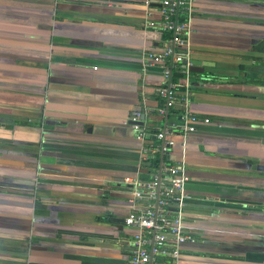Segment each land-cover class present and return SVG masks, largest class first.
<instances>
[{
  "label": "crops",
  "instance_id": "0c3cea01",
  "mask_svg": "<svg viewBox=\"0 0 264 264\" xmlns=\"http://www.w3.org/2000/svg\"><path fill=\"white\" fill-rule=\"evenodd\" d=\"M160 2L0 0V264H131L123 180L149 145L135 111L174 131L167 157L186 164L182 264H264V0L194 1L203 72L176 74L201 122L184 154L146 64L169 39L146 25Z\"/></svg>",
  "mask_w": 264,
  "mask_h": 264
},
{
  "label": "built area",
  "instance_id": "2783aa9c",
  "mask_svg": "<svg viewBox=\"0 0 264 264\" xmlns=\"http://www.w3.org/2000/svg\"><path fill=\"white\" fill-rule=\"evenodd\" d=\"M194 1L161 0V19L146 23L148 27L170 35L166 46L160 52L147 54L146 64L161 67L167 83L159 93L164 105L158 113L166 116L170 109L179 105L180 116L175 128L176 133L183 139L179 146L183 154L186 140L195 133L201 119L192 111L188 95L185 93L177 96L173 90L176 86L170 80L173 70L179 64H182L181 73H190L186 47ZM184 61L187 63L184 64ZM142 117L140 111H135L130 121L137 132V139L149 144L143 148L144 155L140 161L143 165L154 154H160L161 157L170 155L177 145L171 138L174 131L165 126L150 134L143 128ZM202 121L208 123V119ZM151 137L153 140H150ZM143 175L147 178L144 179ZM188 181L183 158L169 164L162 161L159 168L152 172H146L140 167L136 177L123 180V187L128 188L131 193L128 200L129 212L123 222L126 227L135 230L130 240L131 264H182V244L195 240L194 229L185 223L186 204L191 200L186 188Z\"/></svg>",
  "mask_w": 264,
  "mask_h": 264
},
{
  "label": "trees",
  "instance_id": "16d2710c",
  "mask_svg": "<svg viewBox=\"0 0 264 264\" xmlns=\"http://www.w3.org/2000/svg\"><path fill=\"white\" fill-rule=\"evenodd\" d=\"M181 20H182V18H181ZM169 37H170V35L167 34L165 38L168 39ZM181 66H182V64H179L177 69L173 70V74H172V77H171V80H170V83L172 85L176 86V87L173 88V90L175 91L177 96H182L183 93H184V89L182 87H179V84L181 83L180 82V77H178V75L176 74L178 72V70L181 69ZM162 102L163 101H161V106L163 105ZM167 116H168V118H172L175 122H177L178 119H179V116H180V112L179 111H173V110L172 111H168ZM152 133H155V132L152 131ZM154 144H157V142L155 141ZM162 161L167 163V164L170 163L169 159H168V157L166 155L161 157L160 154H154L149 159L148 163L143 164L142 168L144 170H146V172L155 171V170H157L159 168L160 163Z\"/></svg>",
  "mask_w": 264,
  "mask_h": 264
},
{
  "label": "water",
  "instance_id": "95a60500",
  "mask_svg": "<svg viewBox=\"0 0 264 264\" xmlns=\"http://www.w3.org/2000/svg\"><path fill=\"white\" fill-rule=\"evenodd\" d=\"M191 65H190V67H189V71L190 72H193V73H202L203 71H202V69H200L198 66H200V63L198 62V61H191V60H189L188 61ZM187 63V61H184V64H186ZM199 68V69H198ZM144 118L142 117V120H143ZM144 179H146L147 178V176L146 175H143L142 176Z\"/></svg>",
  "mask_w": 264,
  "mask_h": 264
}]
</instances>
